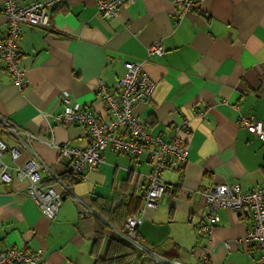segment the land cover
I'll return each mask as SVG.
<instances>
[{
    "label": "crops",
    "instance_id": "0c3cea01",
    "mask_svg": "<svg viewBox=\"0 0 264 264\" xmlns=\"http://www.w3.org/2000/svg\"><path fill=\"white\" fill-rule=\"evenodd\" d=\"M2 6L0 0V38L7 31ZM179 11L174 0H133L104 20L94 0H66L50 10L47 29L22 25L18 59L26 85L17 89L0 61V115L36 137L31 148L50 173L61 175L65 164L55 145L83 150L90 144L86 128L57 123L63 95L105 120L97 81L116 89L124 63H143L154 87L150 102L133 114L150 135L165 139L186 123L178 132L186 162L162 171L166 189L157 208L142 214L140 243L182 264H204V249L207 264H261L260 251L240 242L251 226L246 210L217 209L209 235L200 229L209 216L201 193L217 185L243 192L264 185V142L237 124L239 116L264 122V0H200L198 10L180 18ZM156 43L162 54L148 57ZM1 161L12 164L8 154ZM150 171L145 156L105 151L84 181L70 185L53 220L29 199L25 181L0 182V250L39 251V264H103L96 258L105 241L93 248L97 214L80 217L74 199L97 211L104 202L133 203L129 215H137ZM40 176L51 180L44 171ZM123 217L113 216L116 227Z\"/></svg>",
    "mask_w": 264,
    "mask_h": 264
},
{
    "label": "built area",
    "instance_id": "2783aa9c",
    "mask_svg": "<svg viewBox=\"0 0 264 264\" xmlns=\"http://www.w3.org/2000/svg\"><path fill=\"white\" fill-rule=\"evenodd\" d=\"M66 0H38L29 5H22L19 0H3L2 13L7 25L4 37L0 38V61L11 76L13 85L21 90L26 85L24 70L18 59V41L21 36V26L34 29H47L50 25V10L61 5ZM99 15L104 19L117 16L123 3L133 0H94ZM200 0H174L179 7L177 17L198 10ZM162 54L159 44L152 45L148 57ZM143 63L126 62L123 64L124 75L119 79L116 89L108 88L104 82L97 81V96L104 106L107 118L98 119L90 110L80 109L72 105L68 95H63V113L57 117L60 125H79L87 129L90 144L80 150L69 143L55 145L58 152V162L65 164V171L75 175L77 181H84L86 174L102 163V155L107 150L125 154L131 158L145 156L151 166L147 176V188L143 194L140 213L129 215L125 219L123 231H117L134 251L149 256L152 264H182L178 260H169L156 255L140 243L138 233L144 211H154L162 198L166 184L161 179V173L168 167L182 168L186 162V148L181 143L178 132L186 123L175 127V134L167 139L161 135H150L147 129L137 121L133 114L134 108L147 105L150 102L153 82L142 69ZM239 128L264 142V122L252 116H239ZM36 137L26 133L0 115V182L10 184L13 180L25 181V191L29 199L47 220H53L62 204V198L70 189L61 181L58 175L50 173L31 148V141ZM11 142V145L7 143ZM8 154L11 166L5 165L1 158ZM24 154V160L20 156ZM46 172L51 183L46 184L40 172ZM58 189V190H57ZM204 207L208 211L205 225L200 229L202 235H209L211 228L218 222L214 214L217 209L238 211L244 209L249 213L251 226L241 239L245 247H255L260 251L261 264H264V185L254 190L243 192L236 185H217L211 191L201 193ZM74 202L81 209L80 217L94 213L80 199ZM208 249L203 250L201 261L209 263ZM39 251H25L21 248L10 247L0 250V264H39Z\"/></svg>",
    "mask_w": 264,
    "mask_h": 264
},
{
    "label": "trees",
    "instance_id": "16d2710c",
    "mask_svg": "<svg viewBox=\"0 0 264 264\" xmlns=\"http://www.w3.org/2000/svg\"><path fill=\"white\" fill-rule=\"evenodd\" d=\"M58 177L68 188L70 187V185L77 182L75 175L68 171H65L61 175H58ZM45 183L50 184L51 180H49L48 182L45 181ZM104 204L98 207V211L96 209L91 210L94 214H97V219L100 221L99 224L97 223L96 225L97 227L95 229L93 248L95 250L98 249L102 241H105L103 252L100 254L99 257L96 258V261H101L103 262V264H152L151 259L148 255L134 251L114 231H123L125 219L129 216L130 213L132 214L136 210L137 206L133 203L129 205H124V207H121V205H115L112 207L108 204L105 206ZM90 208L92 209L93 207ZM120 209H123L124 212L120 213ZM112 215L114 217L124 216V220L121 226H115L116 224H114L113 222ZM106 231H108V233H106ZM149 251L156 255H159L151 249H149Z\"/></svg>",
    "mask_w": 264,
    "mask_h": 264
},
{
    "label": "water",
    "instance_id": "95a60500",
    "mask_svg": "<svg viewBox=\"0 0 264 264\" xmlns=\"http://www.w3.org/2000/svg\"><path fill=\"white\" fill-rule=\"evenodd\" d=\"M64 200V198H62V201Z\"/></svg>",
    "mask_w": 264,
    "mask_h": 264
}]
</instances>
